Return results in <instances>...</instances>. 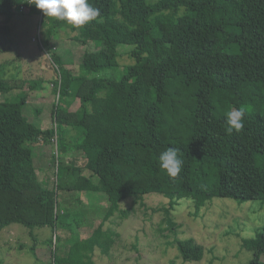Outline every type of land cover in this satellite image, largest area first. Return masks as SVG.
Listing matches in <instances>:
<instances>
[{
  "label": "trees",
  "instance_id": "obj_1",
  "mask_svg": "<svg viewBox=\"0 0 264 264\" xmlns=\"http://www.w3.org/2000/svg\"><path fill=\"white\" fill-rule=\"evenodd\" d=\"M10 2L0 0L5 34L15 17ZM88 2L100 16L82 27L46 16L40 22L59 76L54 127L32 124L19 94L5 96L20 87L0 78V233L13 225L29 233L47 228L50 246L59 219L68 217L56 212L60 189L103 193L107 217L124 200L140 203L151 194L167 199L169 208L190 202L194 214L216 198L264 204V0ZM22 3L39 17L34 4ZM58 38L85 47L80 74L53 51ZM75 101L79 106L69 113ZM234 108L244 110V127L229 134L226 113ZM38 146L51 154L53 189L43 183L34 189ZM168 147L183 159L175 178L158 159ZM115 235L103 232L102 222L89 237L72 239L65 257L55 250L52 264H94L95 250L107 254ZM242 242L252 255L248 264H264V220L255 238ZM172 243L180 264L202 260L193 238L175 236Z\"/></svg>",
  "mask_w": 264,
  "mask_h": 264
},
{
  "label": "rangeland",
  "instance_id": "obj_2",
  "mask_svg": "<svg viewBox=\"0 0 264 264\" xmlns=\"http://www.w3.org/2000/svg\"><path fill=\"white\" fill-rule=\"evenodd\" d=\"M10 3L15 17L9 20L6 34V30H2L5 17L0 16V78L15 81L20 88L5 96L11 99L19 94L15 98L24 102L27 119L37 127L49 129L54 127L52 112L58 92L53 81H59L58 71L45 51L46 41L42 38L39 17L28 15L22 0H11ZM52 42L53 51L59 55L64 67L74 75L80 74L79 64L85 47L63 38ZM103 54L112 62L109 54ZM78 106L75 101L68 112L74 113ZM33 155L38 177L34 189H39L42 183L53 189L56 170L50 166L48 146H38ZM80 160L77 158V164ZM64 161L72 163L70 153L65 155ZM55 200L59 216L66 212L68 217L59 219L50 246L46 245L51 235L49 229L29 233L22 226L13 225L4 231L9 233H0V264H52L55 250L58 257H65L72 239L89 237L102 222L103 232L116 235L107 254L95 250L94 264H180L172 243L175 236L193 238L203 248L202 260L189 264H248L252 255L243 248L242 239L255 238L264 220V204L258 201L216 198L205 202L194 214L190 202L183 201L169 208L167 199L151 194L140 203L124 200L121 205L128 203L107 217L110 204L101 192L70 193L60 189L56 191ZM60 236L57 247L56 237ZM32 243H36L33 251L30 249ZM19 244L24 247L20 249Z\"/></svg>",
  "mask_w": 264,
  "mask_h": 264
},
{
  "label": "clouds",
  "instance_id": "obj_3",
  "mask_svg": "<svg viewBox=\"0 0 264 264\" xmlns=\"http://www.w3.org/2000/svg\"><path fill=\"white\" fill-rule=\"evenodd\" d=\"M30 4L40 10L48 18L65 21L74 27H82L100 16V10L93 7L88 0H29ZM245 112L243 109L234 108L226 113V131L231 134L239 132L244 127ZM160 167L171 178L179 175L183 166L180 150L168 147L159 157ZM261 223V222H258ZM249 235H253L249 233Z\"/></svg>",
  "mask_w": 264,
  "mask_h": 264
},
{
  "label": "built area",
  "instance_id": "obj_4",
  "mask_svg": "<svg viewBox=\"0 0 264 264\" xmlns=\"http://www.w3.org/2000/svg\"><path fill=\"white\" fill-rule=\"evenodd\" d=\"M38 15H39V20L41 22V20H43V18L45 17V15L40 10H38Z\"/></svg>",
  "mask_w": 264,
  "mask_h": 264
}]
</instances>
